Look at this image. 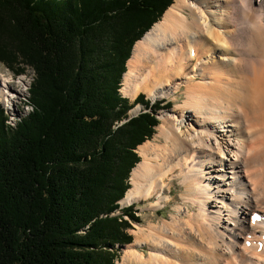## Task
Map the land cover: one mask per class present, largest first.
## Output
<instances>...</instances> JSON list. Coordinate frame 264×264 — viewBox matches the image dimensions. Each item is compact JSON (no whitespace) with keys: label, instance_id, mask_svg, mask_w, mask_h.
Listing matches in <instances>:
<instances>
[{"label":"trees","instance_id":"obj_1","mask_svg":"<svg viewBox=\"0 0 264 264\" xmlns=\"http://www.w3.org/2000/svg\"><path fill=\"white\" fill-rule=\"evenodd\" d=\"M172 4L0 0V62L34 74L14 130L0 106V264H115L132 242L134 204L118 202L160 103L119 90L133 45ZM139 104L149 112L123 122Z\"/></svg>","mask_w":264,"mask_h":264},{"label":"bare ground","instance_id":"obj_2","mask_svg":"<svg viewBox=\"0 0 264 264\" xmlns=\"http://www.w3.org/2000/svg\"><path fill=\"white\" fill-rule=\"evenodd\" d=\"M131 52L123 97L183 100L137 147L118 204L155 195V209L179 178L191 210L136 226L116 264H264V0H174ZM22 93L0 73V102Z\"/></svg>","mask_w":264,"mask_h":264},{"label":"rangeland","instance_id":"obj_3","mask_svg":"<svg viewBox=\"0 0 264 264\" xmlns=\"http://www.w3.org/2000/svg\"><path fill=\"white\" fill-rule=\"evenodd\" d=\"M173 2H174V0H173ZM207 7H209V9H210L209 11L215 12L217 16L219 15L218 17L221 16V10L216 3H214V5L210 4ZM212 9H213V11H212ZM211 12H209L210 15H211ZM162 17H161V19H162ZM10 61H11V63L9 66L0 62V73H2L3 75H6V76L10 75L13 87L16 88V90L22 89L23 93L21 94L20 97H18L17 100H14V104L12 105L13 107L10 106V109L3 102H0V106H1L3 113L6 117L5 127L8 129L12 128V130H14L16 128V126H15L16 122L19 121L21 118H24L28 114V112L31 110L30 106L28 105V100H29V88H30L31 82L33 80L34 74H33V71L28 66H26L19 58L11 57ZM125 67H126V63H125ZM19 78L23 79L24 86L19 85L17 83L18 81H20ZM122 79H123V76H122ZM139 94H143L145 99L149 101V108L153 104H159L160 103L159 106L157 107L158 110L155 111L156 112L155 113V119L158 121V125L160 122L158 119V116L160 115V113H164L166 115H169V112L171 111V109H173L175 106L180 104L183 100L182 91H179V92H177V94H175L176 99L174 97V98H163V99H158V100H151L145 93L140 92ZM121 95H122V93H121ZM126 98H128V97H126ZM135 98H133V99L128 98V99L130 102H133ZM141 111L142 112H149V110L144 109V107L141 106L140 104L136 105L131 110H129L127 112V119L123 120V122L130 119L131 116H137ZM157 126L154 127L155 132L152 135V137L149 140H146L145 142L154 140ZM136 150H137V148H136ZM136 150H135V153L137 154ZM133 168L131 169V171L133 170ZM131 171H130V174H131ZM130 174H129V177H130ZM128 184L130 185L129 179H128ZM165 185H167L170 188L168 191L167 186L164 187V192H165V195L168 197V200L160 203V205L157 208L154 209L152 207V205L156 201L155 195L151 199L142 200V201H139L138 203H134L133 213L135 214V217L138 218V222H130L129 221L130 222V229L125 231L127 234H129L132 237V242L130 244H132L134 242V236L131 234V231L135 230L136 226H138V225L146 226L149 223L150 224H160L163 220H169L170 216L176 215V209L178 207H180L183 211L186 209L188 211L191 210L189 208V204L184 201L186 191H185L184 187L182 186V184L180 183L179 178H171V180L167 179L165 182ZM125 207H127V206H125ZM118 214H119L118 212L115 213V215H118ZM130 244H123V245L116 246L115 248H113L112 253L115 254V257H116L115 258L116 260L114 262L115 264H116V262H118L121 259V256L124 253L126 247L129 246ZM146 248H147L146 246L145 247L144 246L137 247V250L138 251H141V250L144 251V254L146 257L148 255V250Z\"/></svg>","mask_w":264,"mask_h":264},{"label":"water","instance_id":"obj_4","mask_svg":"<svg viewBox=\"0 0 264 264\" xmlns=\"http://www.w3.org/2000/svg\"><path fill=\"white\" fill-rule=\"evenodd\" d=\"M132 117H135V116H131L130 118H132ZM121 200H122V199H121ZM121 200H120V201H121ZM118 203H119V202H118Z\"/></svg>","mask_w":264,"mask_h":264}]
</instances>
